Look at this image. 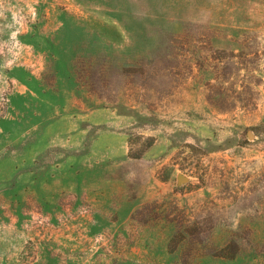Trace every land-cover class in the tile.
<instances>
[{
  "label": "rangeland",
  "instance_id": "obj_1",
  "mask_svg": "<svg viewBox=\"0 0 264 264\" xmlns=\"http://www.w3.org/2000/svg\"><path fill=\"white\" fill-rule=\"evenodd\" d=\"M0 264H264V0H0Z\"/></svg>",
  "mask_w": 264,
  "mask_h": 264
},
{
  "label": "water",
  "instance_id": "obj_2",
  "mask_svg": "<svg viewBox=\"0 0 264 264\" xmlns=\"http://www.w3.org/2000/svg\"><path fill=\"white\" fill-rule=\"evenodd\" d=\"M188 178L184 174L178 175V181L179 183L185 182Z\"/></svg>",
  "mask_w": 264,
  "mask_h": 264
},
{
  "label": "trees",
  "instance_id": "obj_3",
  "mask_svg": "<svg viewBox=\"0 0 264 264\" xmlns=\"http://www.w3.org/2000/svg\"><path fill=\"white\" fill-rule=\"evenodd\" d=\"M154 141H155V140L152 138L148 145H149V146L153 145Z\"/></svg>",
  "mask_w": 264,
  "mask_h": 264
}]
</instances>
